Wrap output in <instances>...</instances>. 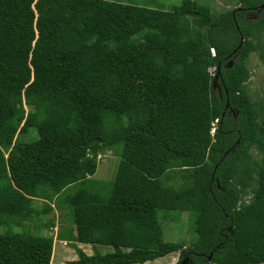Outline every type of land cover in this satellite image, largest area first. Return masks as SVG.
<instances>
[{
    "label": "trees",
    "instance_id": "1",
    "mask_svg": "<svg viewBox=\"0 0 264 264\" xmlns=\"http://www.w3.org/2000/svg\"><path fill=\"white\" fill-rule=\"evenodd\" d=\"M235 1L0 0V264H50L53 235L14 227L55 207L113 249L68 264L264 263V80L247 87L264 0ZM106 150L111 181L92 177ZM160 210L188 212L195 239L164 240Z\"/></svg>",
    "mask_w": 264,
    "mask_h": 264
},
{
    "label": "rangeland",
    "instance_id": "2",
    "mask_svg": "<svg viewBox=\"0 0 264 264\" xmlns=\"http://www.w3.org/2000/svg\"><path fill=\"white\" fill-rule=\"evenodd\" d=\"M122 3L133 4L138 3L148 5L155 8L170 9L172 6L179 5L183 0H114ZM196 2L208 5L211 10L218 13L230 9L236 5L235 0H195ZM256 13L247 15L255 17ZM247 65L251 71V76L247 81V87L253 99H257L261 95L264 80V64L258 58L255 52L249 56ZM77 83L72 79H64L58 82L57 90L63 92L75 91ZM97 159V169L93 178L103 181H111L114 178L117 163L119 158L112 150L104 151ZM169 184L180 185L181 180L178 178L166 181ZM37 206H41V201L35 202ZM158 218L163 230V238L166 241L182 242L187 245L195 239V233L192 227V221L189 219V214L186 211L178 212L174 210L158 212ZM53 220L51 228L43 225ZM71 213L65 208H54L52 212L42 215L38 220L30 219L23 222L19 227H14L15 230H27L36 232L40 235H53V253L50 264H68V261L76 259L77 253L74 246L80 247L87 254L94 252L106 253L112 251V247L108 245H97L93 247L90 244L79 243L76 240L74 224L71 222ZM3 226L0 225V231H3ZM173 258L177 260L178 252L169 253L165 256L158 257L153 261H147L145 264H171L167 260ZM264 264V263H261Z\"/></svg>",
    "mask_w": 264,
    "mask_h": 264
},
{
    "label": "built area",
    "instance_id": "3",
    "mask_svg": "<svg viewBox=\"0 0 264 264\" xmlns=\"http://www.w3.org/2000/svg\"><path fill=\"white\" fill-rule=\"evenodd\" d=\"M211 53H212V55H214V49H213V48H211ZM211 71H212V73L215 71L214 67L211 68ZM217 121H218V119L215 118L214 121H213L212 124H211V129H210V133H211V134L214 133L215 125H216V122H217ZM211 264H215V263H211Z\"/></svg>",
    "mask_w": 264,
    "mask_h": 264
},
{
    "label": "crops",
    "instance_id": "4",
    "mask_svg": "<svg viewBox=\"0 0 264 264\" xmlns=\"http://www.w3.org/2000/svg\"><path fill=\"white\" fill-rule=\"evenodd\" d=\"M133 4L141 5V3H138L137 1H135V3H133ZM101 154H105L104 151L101 152V153H98V155H101ZM117 157H118V156H117ZM98 158H100V156H98L97 159H98ZM118 158H119V157H118ZM119 159H120V158H119ZM118 162H119V160H118ZM117 164H118V163H117ZM92 177H93V176H92ZM71 222L73 223V221H71ZM83 244H85V243H83ZM154 260H155V259H154ZM152 261H153V260H152ZM176 261H177V260H174L173 258H171V260H170V259L167 260V262H168V263H171V264H175ZM146 262H147V261H146ZM146 262H144V263H142V264H145ZM136 264H139V263H136Z\"/></svg>",
    "mask_w": 264,
    "mask_h": 264
},
{
    "label": "water",
    "instance_id": "5",
    "mask_svg": "<svg viewBox=\"0 0 264 264\" xmlns=\"http://www.w3.org/2000/svg\"><path fill=\"white\" fill-rule=\"evenodd\" d=\"M229 65H231V63ZM214 84H215V80L213 81V86H214ZM210 257H211V254L209 255L208 258L210 259ZM180 264H187V260L186 259H182L181 262H180Z\"/></svg>",
    "mask_w": 264,
    "mask_h": 264
},
{
    "label": "clouds",
    "instance_id": "6",
    "mask_svg": "<svg viewBox=\"0 0 264 264\" xmlns=\"http://www.w3.org/2000/svg\"><path fill=\"white\" fill-rule=\"evenodd\" d=\"M98 156H100V155H98ZM98 156H97V157H98ZM215 264H216V263H215Z\"/></svg>",
    "mask_w": 264,
    "mask_h": 264
}]
</instances>
